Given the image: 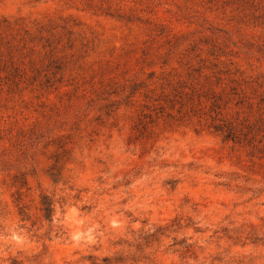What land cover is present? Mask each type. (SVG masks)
Here are the masks:
<instances>
[{"label":"rangeland","instance_id":"374dc122","mask_svg":"<svg viewBox=\"0 0 264 264\" xmlns=\"http://www.w3.org/2000/svg\"><path fill=\"white\" fill-rule=\"evenodd\" d=\"M0 264H264V0H0Z\"/></svg>","mask_w":264,"mask_h":264},{"label":"trees","instance_id":"16d2710c","mask_svg":"<svg viewBox=\"0 0 264 264\" xmlns=\"http://www.w3.org/2000/svg\"><path fill=\"white\" fill-rule=\"evenodd\" d=\"M217 130H220L223 138L224 139H228V140H235L236 139V130L234 127L229 126L226 129L218 127ZM42 211H43V215L45 216V218L47 219H51L52 215H53V204L51 202V200H49V198L44 195L42 197Z\"/></svg>","mask_w":264,"mask_h":264}]
</instances>
